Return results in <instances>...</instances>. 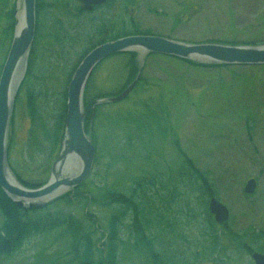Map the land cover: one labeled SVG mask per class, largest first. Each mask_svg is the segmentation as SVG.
Segmentation results:
<instances>
[{"label":"rangeland","instance_id":"1","mask_svg":"<svg viewBox=\"0 0 264 264\" xmlns=\"http://www.w3.org/2000/svg\"><path fill=\"white\" fill-rule=\"evenodd\" d=\"M134 1L127 9L128 14L134 15L142 30L155 35L191 43L264 44V0ZM13 3L16 20L22 14V9L16 12L22 6V0H14ZM45 3L54 5H46L41 15L42 32L46 34L53 20L61 19V39L46 35L41 39L37 54L43 55V60L36 64L35 70H41V73L37 75L38 80H32L36 83V90L42 93L39 106L51 119L62 103H67L63 93L68 91L70 69L82 51L94 41L90 18L101 17L107 11L115 14L120 6L114 3L109 9L78 15L76 7L81 3L77 0H45ZM4 24L5 21L0 25V34ZM9 48L10 45L0 46V75ZM149 55L138 53L139 70L142 68L141 75L145 77L143 87L131 92L122 101L103 104L100 132L114 127V117L138 114L144 111L146 103L158 105L163 96L165 109L169 112L168 121L213 192V196H209L202 185L196 190L190 184L181 185L174 200L175 185L169 183L168 190L161 192L162 199L158 202L165 219L154 225L153 239L157 250L166 252L176 260H187L188 264H255L251 254L231 246L227 250L220 248L211 258L197 257L195 253L209 242L204 229L207 223L206 208H209L212 197L224 203L230 211L227 225L219 227L223 245L229 243L225 235L228 231L235 235L239 233L244 240L253 231L264 234V67L203 69L171 57ZM127 59L125 54L106 58L93 74L91 94H104L102 97H107L125 89L131 83H127ZM25 67L27 72L28 63L22 69ZM25 78L26 73L15 98L8 134V162L19 170L26 181L38 185L49 180L52 163L59 153L51 162L48 175L37 171L38 161L29 158L28 135L33 126L26 103V89L21 90ZM220 88L226 90L212 95L211 89L220 91ZM89 117L91 114L86 120ZM112 130L111 134L117 136L116 143L120 142V146L126 149L128 142L126 139L122 142V139L127 135V129L117 127V132L115 128ZM144 139L151 141L147 151L145 145L140 149L132 142L131 150L114 153L116 156L123 153L127 160L112 168L106 169V158L96 164L94 162L93 173L81 189L99 195L93 182L102 177L110 187L116 184L130 185L134 177L149 170L151 159L157 161L161 158L160 162L164 165L161 171L176 169L178 155L171 137L164 139L155 134L150 140L145 134ZM148 153L151 154L148 159H139L140 155L148 157ZM79 167L80 162L70 163L68 171L74 173ZM250 178L257 181L254 194L244 191ZM17 179L23 186L29 187ZM68 192L59 194L50 202H54L51 210L71 209L81 214L80 208L75 209L61 199ZM13 204L18 206L14 201ZM86 211L96 215L101 231L106 229L109 209L88 205L84 213ZM2 220L0 210V223ZM123 223L120 255L131 264H149L139 257V253L132 249L134 247L126 249V245L133 242L131 231L134 229L130 216ZM169 223L173 225L172 228L168 226ZM5 235L3 233L2 237ZM105 240L104 237L97 240V248L104 249ZM66 241L67 235L62 229L33 236L17 253L1 257L0 264H73L68 261L72 256L66 254Z\"/></svg>","mask_w":264,"mask_h":264},{"label":"trees","instance_id":"2","mask_svg":"<svg viewBox=\"0 0 264 264\" xmlns=\"http://www.w3.org/2000/svg\"><path fill=\"white\" fill-rule=\"evenodd\" d=\"M13 1L14 0H0V25L5 21V24L1 28L0 46L11 45L13 39L15 31V8ZM134 2V0H107L106 4L98 6L92 11L83 10L81 5L76 7L78 15L91 14L98 9L103 8L109 9L114 3L120 6V10L115 14L107 11L103 13L101 17L90 18L92 25L91 28L94 30V33H92L91 36L94 41L89 47L82 51L78 60L73 64L69 71L68 82L83 57L97 45L127 35H155L148 30H142L134 15L128 14L127 9L129 5H133ZM46 5L53 6L54 4L45 3V0H37L36 34L28 59L26 78L22 84L21 90L24 88L26 89V103L33 126L31 131L29 130L28 135V141H30V152H28L30 156L29 158L38 161V166L36 168L37 171H42V174L48 175L50 173L51 162L59 153L63 141L67 103L64 101L58 108L57 112L53 115V118H48L46 113L43 112L39 106V100L42 93L36 90V83L32 80L33 78L38 80L39 76L37 75L41 73V70L40 72L35 71L36 64L43 60V55L41 56L37 54L41 39L45 35L48 37H55L56 39L58 38L59 40L61 39V19L53 20L50 24V30L46 31V34L42 32L43 23H40V18L42 13L46 10ZM119 54H125L128 56L127 83L129 84L135 79L139 71L138 53L130 51ZM149 56L171 57L194 68L203 69H228L231 67L255 69L258 67H264V65L204 63L162 54H150ZM101 63L92 72L87 82L84 97L86 103L93 99L101 98L104 95H92L90 92L93 74ZM144 84L145 77L141 75L132 92H136L137 89L142 88ZM220 89V91L218 89H211L213 90L211 91L212 95L226 90L224 88ZM63 95L66 100V90ZM102 107H104L103 104L96 107V115L92 124L91 117L85 122V129L87 132L91 133L92 142L96 147L95 164L98 163L100 159L106 158V169L112 168L115 164L127 160L125 155L123 156V153L132 149V142L137 144L140 149L145 145L147 151L149 148L148 143L151 141L144 139L145 134H147L149 139L157 134L164 139L166 137H171V141L178 155L176 169H171L167 172L161 171V169L164 168V165L160 162L161 158H158L159 161L158 159L157 161L151 159V163L148 165L149 170L143 175L134 177L130 185L116 184V186L110 187L103 177H100L101 179H97L96 181L94 180L93 183L96 185V190L100 193L99 195L93 194L91 190L88 191H91L88 194L85 189H81V187H85L86 183L89 181V176L81 185L76 187L74 191H69L61 197V199L65 200L64 202L68 205L74 206L75 209L80 208L81 214H79L78 211L74 212V210L71 209L51 210L50 206L54 202L41 210L31 211L27 208L18 207L13 204L12 199H10L0 187V210L3 214V220L0 223V258L17 253L33 236L49 233L56 229H62L64 234L67 235L66 254L67 256H72V258L68 260L69 262H72L73 264H131L120 255L123 222L127 216H130L134 229L131 233L134 238L132 243L126 245V249L134 247L132 249L139 253V257L149 264H188L187 260L185 261L182 258L176 260V258L168 256L166 252L164 253L159 249L157 250L154 243V225L165 219L164 215L161 213V208L158 205V202L162 199L161 192L163 190H168L169 183L175 185V190L172 195L174 200L177 198L175 193L181 189V185L188 186L190 184L194 190H196L199 185H202V187L204 186L205 190L208 192L209 196H213V192L208 180L203 177L200 171L196 168L194 160L183 149L175 130H173L174 127L168 121L169 112L165 109L163 96L159 99L158 105L154 106L153 104L146 103L144 111H141L138 114L130 113L125 118L118 117L115 119L114 117L113 120L115 123L113 128L116 129L115 132H117V127L120 129H127V135L122 139V142L123 140L125 141V139L128 142L126 149L120 146V142L119 144L116 143L117 136L115 135V137L114 133L111 134L113 132L112 127L107 131L100 132L103 126V124L99 122L103 114L101 111ZM119 125L121 126L119 127ZM117 151H120V153L121 151L123 152L121 156H116V154H114ZM137 152H139L138 149ZM149 156H151L150 153H148V157L140 155L139 159L146 160ZM9 165L19 180L26 186L36 187L45 183V181L38 185L29 183L22 177L16 167L12 166L10 162ZM92 173L93 171L91 174ZM99 201H102V203H99ZM88 205H99L101 208L110 210L106 229L102 231L100 230L101 228L98 219L94 213L89 211L84 213V209H86ZM206 214L207 223L206 228L204 229V234L209 238V242L204 244L203 248L200 249L198 253H195L197 257L211 258L220 248L222 250H227L230 246L234 247L236 250L239 249L238 251L244 250V252L248 254H251L254 251L264 254V234L262 232L256 233L253 231L248 234L247 239L244 240L245 238H240L239 233L238 235H235L231 233V231H228V234L225 235L229 243L223 245L221 242V236L219 235V227H222L221 224H218L215 221L209 208H206ZM168 226L171 228L173 227L171 223H169ZM171 231L173 232V230ZM3 233L6 234L4 237H2ZM101 235L106 239L104 249L97 248L96 246L97 240L102 238ZM94 236H97V238L95 239Z\"/></svg>","mask_w":264,"mask_h":264},{"label":"water","instance_id":"3","mask_svg":"<svg viewBox=\"0 0 264 264\" xmlns=\"http://www.w3.org/2000/svg\"><path fill=\"white\" fill-rule=\"evenodd\" d=\"M36 1L22 0V24L16 17L15 31L0 75V187L19 207L39 210L46 207L56 196L74 189L91 174L96 147L91 133L85 129V120L91 114L94 119L96 107L104 103H115L125 99L138 83L137 77L115 95L96 98L85 103V88L95 68L106 58L123 53L162 54L204 63L232 65H264V44H232L221 42L191 43L170 37L152 34L127 35L103 42L91 49L76 68L67 91V114L63 142L57 158L52 163L49 180L36 188L23 186L15 176L8 162V134L14 110L15 98L26 73V66L36 34ZM83 10L92 11L104 5L107 0H77ZM75 157L80 162L79 169L68 171L69 159ZM257 181L250 178L244 191L253 194ZM209 210L218 224H226L230 219L228 207L212 197ZM255 264H264V254H251Z\"/></svg>","mask_w":264,"mask_h":264},{"label":"bare ground","instance_id":"4","mask_svg":"<svg viewBox=\"0 0 264 264\" xmlns=\"http://www.w3.org/2000/svg\"><path fill=\"white\" fill-rule=\"evenodd\" d=\"M19 18H20V23L22 24V15L21 14H20ZM68 161H69V164L70 163H75V162L77 163L78 162V160L75 157H73V156Z\"/></svg>","mask_w":264,"mask_h":264}]
</instances>
